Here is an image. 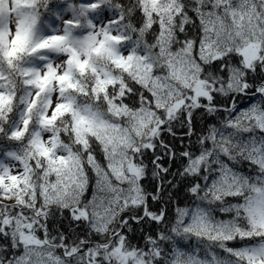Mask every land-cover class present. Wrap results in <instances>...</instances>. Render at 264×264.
<instances>
[{"label":"snow or ice","instance_id":"6c2138e0","mask_svg":"<svg viewBox=\"0 0 264 264\" xmlns=\"http://www.w3.org/2000/svg\"><path fill=\"white\" fill-rule=\"evenodd\" d=\"M0 264H264V0H0Z\"/></svg>","mask_w":264,"mask_h":264},{"label":"trees","instance_id":"16d2710c","mask_svg":"<svg viewBox=\"0 0 264 264\" xmlns=\"http://www.w3.org/2000/svg\"><path fill=\"white\" fill-rule=\"evenodd\" d=\"M242 104L247 103V101H241Z\"/></svg>","mask_w":264,"mask_h":264}]
</instances>
